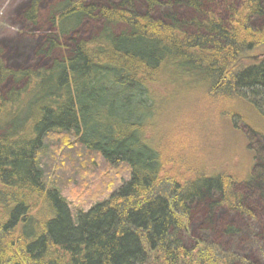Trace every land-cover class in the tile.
Returning <instances> with one entry per match:
<instances>
[{
    "label": "trees",
    "instance_id": "obj_1",
    "mask_svg": "<svg viewBox=\"0 0 264 264\" xmlns=\"http://www.w3.org/2000/svg\"><path fill=\"white\" fill-rule=\"evenodd\" d=\"M42 3L0 41V264H264V0ZM193 89L257 115L241 179L165 170L152 124ZM97 158L120 175L74 209L66 167Z\"/></svg>",
    "mask_w": 264,
    "mask_h": 264
},
{
    "label": "rangeland",
    "instance_id": "obj_2",
    "mask_svg": "<svg viewBox=\"0 0 264 264\" xmlns=\"http://www.w3.org/2000/svg\"><path fill=\"white\" fill-rule=\"evenodd\" d=\"M26 1L28 0H0V41L11 39L25 42L29 38L30 32L22 28L16 13L20 4ZM52 1L43 0L41 11L44 12L47 4ZM31 29L42 33L39 31L44 27L40 30H36V27ZM4 49L7 56L8 48ZM26 51L30 56L32 49L28 48ZM256 56L264 58V47L249 53L247 62H253ZM8 62L13 63V59ZM228 99L222 94L193 89L166 100L161 106L150 130V140L156 142L161 149L165 170L169 174L186 176L191 172H220L241 179L244 174L249 173L253 152L248 148L242 121L247 120L252 125L259 121L245 102L238 100L239 98L234 99L237 107L233 109ZM231 112H239L241 119L238 117L233 120L235 117L232 119ZM92 164L83 163L81 170L72 175L73 169L69 165L66 167L69 176L66 174L68 179L65 181L64 194L74 209H84L99 199L109 190L107 182L113 183L120 175V172L114 171L100 158Z\"/></svg>",
    "mask_w": 264,
    "mask_h": 264
},
{
    "label": "flooded vegetation",
    "instance_id": "obj_3",
    "mask_svg": "<svg viewBox=\"0 0 264 264\" xmlns=\"http://www.w3.org/2000/svg\"><path fill=\"white\" fill-rule=\"evenodd\" d=\"M254 58H255V59H259V58H260V56H259V57H257V56H256V57H254Z\"/></svg>",
    "mask_w": 264,
    "mask_h": 264
}]
</instances>
